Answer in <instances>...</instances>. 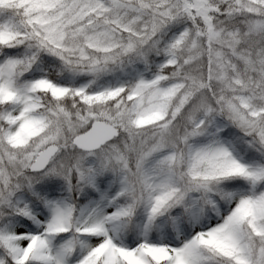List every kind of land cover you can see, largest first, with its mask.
<instances>
[{"label":"snow or ice","instance_id":"1","mask_svg":"<svg viewBox=\"0 0 264 264\" xmlns=\"http://www.w3.org/2000/svg\"><path fill=\"white\" fill-rule=\"evenodd\" d=\"M0 264H264V0H0Z\"/></svg>","mask_w":264,"mask_h":264}]
</instances>
